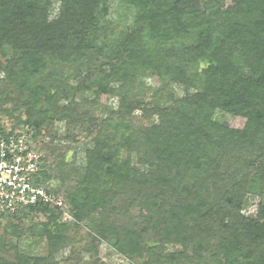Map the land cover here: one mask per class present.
I'll return each mask as SVG.
<instances>
[{
	"label": "trees",
	"instance_id": "1",
	"mask_svg": "<svg viewBox=\"0 0 264 264\" xmlns=\"http://www.w3.org/2000/svg\"><path fill=\"white\" fill-rule=\"evenodd\" d=\"M110 2L0 0V107L13 104L0 139L32 131L42 183L62 199L49 184L60 181L70 216L47 204L0 214L16 222L0 264H104L103 245L127 264H264V0H119L121 32ZM143 78L157 83L150 96ZM76 129L91 138L80 175L58 153ZM36 216L28 233L45 255L9 241Z\"/></svg>",
	"mask_w": 264,
	"mask_h": 264
},
{
	"label": "rangeland",
	"instance_id": "2",
	"mask_svg": "<svg viewBox=\"0 0 264 264\" xmlns=\"http://www.w3.org/2000/svg\"><path fill=\"white\" fill-rule=\"evenodd\" d=\"M53 8L51 10V15L50 17L55 19L57 17L58 14V7H59V3L58 2H54L53 3ZM108 21L110 22V27L112 29H115V31L117 32H121L124 27L127 25H129L131 23V13L124 9L123 7L120 6V2L119 0H111L110 2V11H109V15H108ZM9 55V53H8ZM1 62L4 63V59L1 58ZM3 77V73L0 71V78ZM144 84L145 86L148 88L147 91V95L150 96L151 92H152V88L153 87H158L157 83H154L153 80L150 79H146L143 78ZM169 90L171 92L177 93V94H181V87L177 86V85H173L171 84L169 86ZM86 97H91L89 94ZM1 99V96H0ZM110 104V107H112L113 109H116L117 107V98H111L108 102ZM12 103H8L2 105V107H0V124L3 125L4 128H8L13 124V121L10 117H8L7 115H5V113L2 112V110L6 109L8 111L12 110ZM99 113H101V111H94L91 114L92 115H98ZM108 117L107 114H103V118ZM217 120L223 121L226 124L230 123V118L223 116L221 114H216L215 115ZM134 121L139 124V125H145L148 123L142 122L141 120L139 121V116L138 114L135 115ZM150 123V122H149ZM59 128V133L60 136H64L66 129L64 127H66L63 124H59L57 126ZM74 134L76 136V141L73 142H62L61 146H60V151H58V153H66L65 155L68 156L69 159L75 160L76 162V171L77 173H83V169L85 166V162H84V156H83V151L89 146V141H91V138L87 137V133L83 132L81 129H76L74 130ZM91 145V143H90ZM51 161H54L56 163H59L60 161H57L56 159H54L53 157L50 158ZM77 176V175H75ZM76 178V177H75ZM50 188L55 191V190H59V196L65 200V197L63 196L62 192H63V187H60V181L58 180H53L50 181ZM69 185H71V183H68ZM64 202V201H63ZM65 203V202H64ZM259 201L255 198V199H250L249 202L246 204V206L244 207L243 213L244 215L251 217L255 214V210L257 208ZM133 213L136 214V210H133ZM43 221V218L40 216H36V218L32 219V220H25L22 222V227L24 229V234L25 236H23V238L21 240H19V242H17V240L15 238H10L9 241H11L12 243L16 244L18 243L19 247H21V249H23L24 251H28L29 254H35V255H45L46 251L44 248V243H39L36 237L30 236L29 233L32 225H35L38 222ZM11 223V224H16L15 221L12 220H1L0 219V234L3 233V230L7 227V223ZM29 232V233H28ZM86 232L87 229L84 228V230H82L76 237H75V245L74 248L76 249L77 252H79L81 250V248L85 245V243L87 242L86 239ZM38 242V243H37ZM169 250H174L175 248L173 247H168ZM81 259L82 261H87V259H85L86 254H83L82 252L80 253ZM99 257L101 259V262L104 264H127L125 262V260H123L122 257H120L119 255H117L115 252H113V250L109 247V245H103L100 248L99 251ZM65 259V256H63L62 254H60L58 256V261Z\"/></svg>",
	"mask_w": 264,
	"mask_h": 264
},
{
	"label": "built area",
	"instance_id": "3",
	"mask_svg": "<svg viewBox=\"0 0 264 264\" xmlns=\"http://www.w3.org/2000/svg\"><path fill=\"white\" fill-rule=\"evenodd\" d=\"M32 135L23 129L0 139V214L14 215L47 204L61 209L64 221L70 220L63 200L42 183L41 154L34 148Z\"/></svg>",
	"mask_w": 264,
	"mask_h": 264
}]
</instances>
